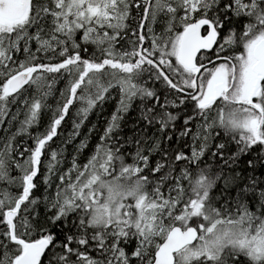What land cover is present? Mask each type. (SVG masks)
<instances>
[{
  "label": "snow or ice",
  "instance_id": "obj_1",
  "mask_svg": "<svg viewBox=\"0 0 264 264\" xmlns=\"http://www.w3.org/2000/svg\"><path fill=\"white\" fill-rule=\"evenodd\" d=\"M0 264H264V0H0Z\"/></svg>",
  "mask_w": 264,
  "mask_h": 264
}]
</instances>
